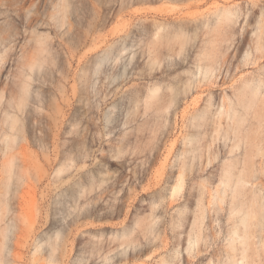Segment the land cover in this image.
I'll return each instance as SVG.
<instances>
[{
    "label": "rangeland",
    "instance_id": "obj_1",
    "mask_svg": "<svg viewBox=\"0 0 264 264\" xmlns=\"http://www.w3.org/2000/svg\"><path fill=\"white\" fill-rule=\"evenodd\" d=\"M208 27L238 54L194 90ZM263 44L264 0H0V264H264V107L245 116L263 148L240 195L219 178L249 144L192 120L262 73ZM198 132L210 154L180 182Z\"/></svg>",
    "mask_w": 264,
    "mask_h": 264
},
{
    "label": "bare ground",
    "instance_id": "obj_2",
    "mask_svg": "<svg viewBox=\"0 0 264 264\" xmlns=\"http://www.w3.org/2000/svg\"><path fill=\"white\" fill-rule=\"evenodd\" d=\"M220 18H218V20H219ZM32 21L33 20H31V18H28V19H26V28L27 29H29V30H31V29H33V24H32ZM220 24H222V22H217V21H215L214 22V24H212L211 25V23H210V25L211 26H220ZM26 29V30H27ZM199 29V28H198ZM200 30V29H199ZM211 28L210 27H208V30L204 33V32H202V33H204L203 34V36H205V38H204V41H206L207 42V44H208V41H211V43H213V42H219V45H217V44H215L214 43V45H212L211 43V50L212 51H215L216 52V54H214L213 53V55L211 54V53H207V51L203 48V51L202 52H205L204 54L202 53L201 55L198 53L197 55H199V57H198V59L196 60L197 62H196V67H194V72H195V68H196V72H195V75H194V77L192 78V79H190V77H189V81H191V82H189L188 80V82L186 81V83H188L189 84V86L190 87H192V89L193 88H195L194 90H196L199 86H201L203 83H201L202 81H206V83H207V81H210V82H208V84L209 83H211V81H212V83L214 82H216L215 80H216V78H217V76H218V73L220 74L221 73V71L222 70H224L225 71V74L223 75V76H225V80H226V76L228 75V74H232V70H233V64L232 63H230L231 61H233V60H225V59H227V58H230L229 57V55H228V57L226 58L225 57V54H226V52H225V54H224V52H223V50H222V52H223V54H221V50L219 51L218 49H220L221 48V45H223L222 43H224L225 42V40H224V37H225V32L223 33V31H224V29L220 32H218L216 35H214V36H211ZM25 31V30H24ZM201 31V30H200ZM14 34H15V32L13 31V30H11V31H7L6 33H4V38H13V36H14ZM222 34H224V35H222ZM224 36V37H223ZM202 37V36H201ZM258 40H260V38L258 39ZM13 41H17V39H14ZM261 41V40H260ZM258 41L259 42V44L261 43V42H263V41ZM222 42V43H221ZM243 42V41H242ZM220 43H221V45H220ZM247 43V42H246ZM257 43V42H256ZM243 44H244V42H243ZM217 45V46H216ZM240 45H241V42H240ZM258 45V44H257ZM256 45V46H257ZM262 45V44H261ZM260 45V47L261 48H263L262 46ZM264 45V44H263ZM214 46V47H213ZM218 46L220 47V48H218ZM237 46V45H236ZM242 46V45H241ZM247 46H249V44L247 43ZM246 46V48H248ZM256 46H255V48H256ZM203 47H205V46H203ZM208 47V45L206 46V48ZM213 47V48H212ZM243 47H244V45H243ZM253 47V46H252ZM260 47H257V48H259L258 50H260L261 48ZM246 48H244V49H246ZM254 48V49H255ZM208 50H210L209 48H207ZM234 49V48H233ZM239 49H241V47L239 48ZM198 50H200V48L198 49ZM210 50V51H211ZM257 50V49H256ZM256 50H254V52L256 51ZM257 50V51H258ZM263 50V49H262ZM209 51V52H210ZM236 51V49L235 50H233V52H235ZM238 52H239V50H237ZM198 52V51H197ZM217 52H220L219 54L220 55H223L224 57V59H220V58H218L219 56L217 55L218 53ZM232 52V51H231ZM261 51H259V53H260ZM237 53V52H236ZM235 53V54H236ZM240 53V52H239ZM242 53H244V54H242L241 55V53H240V55L242 56V58H243V64L244 65H247L248 64V61H250V59H251V56H253V60L254 61H252V63L254 64V65H256L257 64V60H259L260 59V57L259 56H256V55H251V53L249 52V50H247L246 52H244L243 50H242ZM235 54H232V55H235ZM238 54V53H237ZM236 54V55H237ZM256 54H257V52H256ZM236 55L235 56H233V57H231L230 59H232V58H234V57H236ZM241 56H240V58H241ZM197 57V56H196ZM222 57V56H221ZM239 58V57H238ZM241 58V59H242ZM264 58V57H263ZM195 60V59H194ZM235 60V59H234ZM237 60V59H236ZM195 62V61H194ZM261 62V61H260ZM236 63V62H235ZM251 63V62H250ZM258 65V67H259V64H257ZM264 65V64H263ZM195 66V65H194ZM263 68V66L261 67V70H259L260 72H262V73H260V74H257V75H251V77H249V79H248V77H246V79L244 78L243 80H242V82H241V85L239 84H236V85H238V86H236V88H234L233 86H231V88L233 89V93L231 94V95H225V98L223 97H221L222 99H218L219 101H217V99H216V101H213V99H215V98H213L212 99V97H208V100H206L207 101V104H206V106L204 107V108H202V109H200L199 107L197 108V109H195L194 111L195 112H193V111H191V112H193L194 114H193V116H192V120L194 119L196 122H197V127H201V128H203L202 130V132H201V136H204V135H206V134H212V132H210L209 133V130H211L212 128V130L213 131H215V129H217L216 127H214V125L216 124V126H218L219 125V127L221 126V121L223 120L224 122H225V133H226V138H228L229 140L231 139V138H233L234 139V141L235 142H237L236 143V149H238V151H239V149H240V151L238 152L239 154H242V146H240L241 144H239L240 142H242L243 144H245V150H246V144L248 143L249 145H248V148H247V154H246V157L244 158V160H240V158H236V160H234V161H232V162H230L229 164H228V166L227 167H225V171L223 170V174L220 176V178H219V181H220V183L222 184V185H224L225 187H229V186H231L232 188H234V193L235 194H237V195H240L241 193H242V187H243V185H245L246 183H248V182H250L253 178H254V175L252 174V167L255 165V160H254V156H255V152H260V150L263 148V146L262 145H260V144H262L261 142V140H259V141H257V142H252L251 140H249L248 139V134H246L247 136H244V133H243V125L244 124H246V125H250L251 127L252 126H254L255 124H253V123H250L249 124V120L247 119V118H245V116H247L248 114H249V112H250V110H253V109H255L257 106H262V107H264V94H263V92H264V77H263V74H264V69H262ZM236 69H238V66H236ZM235 70V69H234ZM194 72H192L191 74H192V76H193V73ZM234 74V73H233ZM254 74V73H253ZM189 76H191V75H189ZM220 77H218V79H219ZM227 78H229V77H227ZM188 79V78H187ZM221 79H223L222 77H221ZM185 80V79H184ZM225 80H221L222 82L221 83H223ZM228 80V79H227ZM236 80V79H235ZM238 80V79H237ZM184 82V81H183ZM220 83V82H219ZM233 83V82H232ZM238 83V82H237ZM187 84V85H188ZM190 84H193L192 86L190 85ZM201 84V85H200ZM208 84H206L207 85V87L205 86V85H203V86H205V87H199V90L200 91H211V89H212V87H211V85H208ZM218 84V83H217ZM234 84V83H233ZM186 85V84H185ZM212 86H213V84H212ZM217 86H219V85H217ZM187 88L186 90H188V89H191V88ZM203 88V89H202ZM224 88V87H223ZM151 90V92L153 91V89H150ZM158 90V89H157ZM227 90V89H226ZM229 90V89H228ZM178 91V90H177ZM189 91V90H188ZM179 92V91H178ZM221 93V92H220ZM226 93V92H225ZM181 94V93H180ZM262 94H263V96H262ZM151 95H153V94H151ZM172 95H174V94H172ZM150 96V95H149ZM175 96V95H174ZM178 95H177V92H176V96L175 97H177ZM199 96V95H198ZM201 97L203 96V95H200ZM206 96V95H205ZM213 96V95H212ZM222 96V95H221ZM153 97H155V96H153ZM152 97V98H153ZM175 97H173V98H175ZM220 97V96H219ZM200 98V97H199ZM177 99V98H176ZM196 99H198V97H196ZM206 99H207V97H206ZM172 99H171V96H170V101H171ZM175 100V99H174ZM173 100V101H174ZM193 100H195V99H193ZM204 100V99H203ZM179 101V100H178ZM199 101V100H198ZM198 101L196 102V103H198ZM202 101V99H200V102ZM205 101V100H204ZM175 102V101H174ZM199 102V103H200ZM165 103H166V101H165ZM169 103H171V102H169ZM176 103V102H175ZM178 103V102H177ZM196 103H193V105L194 106H196L195 104ZM203 104V103H202ZM163 105V104H162ZM192 105V106H193ZM200 105V104H199ZM205 105V103L203 104V106ZM163 106H165V105H163ZM198 106V105H197ZM201 106V105H200ZM192 108V107H191ZM261 108V107H260ZM264 109V108H263ZM256 112V111H255ZM184 114V113H183ZM257 113H254V115H253V117L256 115ZM192 115V113L190 114V116ZM190 116H189V118H190ZM257 116V115H256ZM255 116V117H256ZM254 117V118H255ZM188 118V119H189ZM191 120V119H190ZM191 120V121H192ZM191 123V122H190ZM192 123H193V121H192ZM191 123V125H193ZM259 124H260V122H259ZM261 125V124H260ZM194 126V125H193ZM215 128V129H214ZM199 134H200V132H198V133H196V135H195V137L196 138H194V139H192L191 140V142L190 143H192V144H189V145H192V147L189 149V151H187V150H183L184 152H183V158H184V160H183V162H181L183 165L182 166H179L178 167V170H182V168L185 166V163H186V160H187V162L189 161L190 163H191V165L193 166V162L195 161V160H202V159H204V160H206L207 158H208V153L210 154V151H209V147H210V145L205 141V143H203L201 140H202V138L200 137V138H198V136H199ZM211 134L209 135V136H211ZM187 135V134H186ZM185 135V136H186ZM188 136V135H187ZM185 137V138H188V137ZM190 137V136H189ZM231 137V138H230ZM251 137V136H250ZM204 139V138H203ZM206 139V138H205ZM187 140H189V138L187 139ZM208 141V140H207ZM185 145V144H184ZM186 146V145H185ZM184 146V148H186ZM187 152H189L190 154L189 155H187ZM181 154V153H180ZM225 154H226V152H225ZM229 154H233V150H230L229 151ZM235 154H237V150H236V152H235ZM179 157H181V155L179 156ZM178 158V157H177ZM182 160V159H181ZM178 161H179V159H178ZM185 161V162H184ZM201 163V162H200ZM187 164V163H186ZM178 165V164H177ZM191 166V167H192ZM200 166V165H199ZM240 167V171L238 172V175H237V172H236V169H238ZM181 168V169H180ZM189 169V168H188ZM180 171H178V172H180ZM183 172L181 171L180 172V175H179V179L181 180L180 182H182L183 181V174H182ZM179 182V183H180ZM179 187H180V185L179 184H176V185H174L173 187H172V195H173V193L177 190V189H179ZM190 198V197H189ZM192 198V197H191ZM250 216H252V217H254L255 216V214H253V211H251V212H248L247 214H245V216H243V218L241 219V223L245 226V228H248L249 227V225H248V218H250ZM195 222V221H194ZM29 224H31V223H29ZM194 224V223H193ZM32 225V224H31ZM198 227V226H197ZM27 229V228H26ZM28 230V229H27ZM234 234H236V232H233ZM194 234H195V231H194ZM193 234V235H194ZM123 235V234H122ZM199 238V237H198ZM248 239H249V237L246 235V233L244 234V236L242 237V241H241V244H242V246H243V248H247V246H249L248 245ZM1 240V239H0ZM126 240V239H125ZM132 240H134V239H132ZM127 241H128V239H127ZM129 241L131 242V239H129ZM194 241H197V239L195 240L194 239ZM193 241V242H194ZM126 242V241H125ZM124 242V243H125ZM192 242V237H190V243L192 244L193 243ZM2 243V242H1ZM123 243V244H124ZM18 244V243H17ZM126 244V243H125ZM132 244V243H131ZM19 245V244H18ZM129 245H130V243H129ZM190 248V247H189ZM234 248V247H233Z\"/></svg>",
    "mask_w": 264,
    "mask_h": 264
}]
</instances>
